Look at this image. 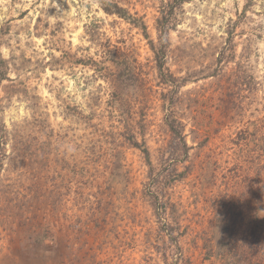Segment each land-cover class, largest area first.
I'll return each instance as SVG.
<instances>
[{"label":"rangeland","instance_id":"rangeland-1","mask_svg":"<svg viewBox=\"0 0 264 264\" xmlns=\"http://www.w3.org/2000/svg\"><path fill=\"white\" fill-rule=\"evenodd\" d=\"M0 57V264H256L264 0H0Z\"/></svg>","mask_w":264,"mask_h":264},{"label":"trees","instance_id":"trees-1","mask_svg":"<svg viewBox=\"0 0 264 264\" xmlns=\"http://www.w3.org/2000/svg\"><path fill=\"white\" fill-rule=\"evenodd\" d=\"M104 9L108 10L107 8H104ZM117 13L121 14L120 8H118ZM158 30L160 32V35L158 37L160 40V43H159L158 49L154 50V55H155V60H156V69H157L161 84L168 85L170 88H167L166 90L171 91L170 89L172 88V86H174L175 82L173 81L176 80V77L172 73H170L168 67H166L165 65L166 48L168 45L167 37H168L169 28H167V25H164L162 27H158ZM6 70H7V67H6L5 61L4 59H2V57H0V84L3 79L7 78ZM165 124L167 128L169 129V131L172 133V147L171 148L174 151V154L181 153L182 155V157L179 159H177L175 156V158L171 160V163H172L171 165H169L170 163L167 164V166H172V170L168 174V178L178 180L179 178H184L188 174L189 166L185 165L182 171H177V169L174 168V166L176 165L177 167V163L181 162L180 161L181 159L186 158L188 156V151L190 147L189 145H187L185 141L184 134H182V129L184 126L176 116L172 115L171 118H169L165 122ZM6 140H7L6 129L4 128V125L2 121L0 120V146L5 144ZM129 140L133 146L137 148H141L144 153H147L146 149L143 146L144 143L143 144L139 143L135 134L131 133L129 135ZM260 149L264 150V147L263 148L260 147ZM238 160L239 159H236V162L234 164L237 166H241ZM234 166L231 168L222 167V170H224V172H230V169L234 168L236 169V172H237L238 167H234ZM59 177L62 180V178L64 177L66 179L67 175H65V173L63 172H60ZM58 197L59 195H57V198ZM23 204L24 203H22V205ZM25 204L30 206L31 205L30 199L25 200ZM163 204L164 203H161L160 206L162 207ZM260 205L262 206L260 207L261 210L264 209V201H261ZM245 236H247V241L245 242L239 241L240 245L245 246V248L239 249L238 247L235 246V249L233 252L234 257L236 258L240 257L241 260L246 259L256 264H264V215L260 217L256 215L253 217V219L250 220V225L247 229V233H245Z\"/></svg>","mask_w":264,"mask_h":264}]
</instances>
